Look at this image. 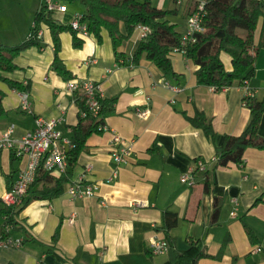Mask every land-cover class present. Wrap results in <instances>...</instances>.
<instances>
[{
	"label": "crops",
	"instance_id": "1",
	"mask_svg": "<svg viewBox=\"0 0 264 264\" xmlns=\"http://www.w3.org/2000/svg\"><path fill=\"white\" fill-rule=\"evenodd\" d=\"M41 1L0 0V44L15 45L26 39ZM77 1L70 2L65 11L54 12L55 16L69 24L76 13H86L88 2L79 9L75 6ZM152 1L162 8L178 7L170 20L177 23L179 31L185 30L187 15L181 0ZM102 35L101 42L92 33L78 36L84 42L75 47L72 32L63 31L60 54L75 75L72 79L98 81L104 96L116 99L115 109L104 117V123L133 139V151L128 161L120 165L118 177L109 181L113 167L111 133L92 134L77 163L69 169L75 178L91 163L93 170L88 178L99 182L97 194L72 199L65 190L53 198H33L16 215L22 229L6 223L5 215H0V264H161L168 259V251L151 256L147 251L157 240L165 239L166 209L179 216L178 225L170 231L179 249L187 247L185 237L192 235L202 239L209 253L218 254L227 239L219 257H204L198 264H264V250L256 249L257 245L264 249V149L248 147L243 163L214 169L213 159L224 135L241 133L251 118L241 83L220 89L199 84L194 65L182 52L169 54L182 78H169L150 59L142 57L138 63L131 62L140 40L137 29L116 49L106 30ZM54 55L51 31L46 26L41 45L21 51L15 59L18 68L7 74L30 83L32 112L21 108L19 90L0 81L5 91L0 137L12 127V136L18 138L36 127V116L52 118L61 114L65 118L58 128L70 137V127L79 119L78 106L67 80L51 68ZM221 58L230 70V55L222 52ZM166 81L182 89L174 90ZM249 86L257 97L264 96V47ZM140 107L151 108L150 116H138L136 110ZM197 107L210 119L217 133L215 141L187 119L186 114H194ZM259 134L264 137V114ZM154 142L162 154L149 150ZM195 158L206 160L207 168L214 169L209 192L205 190L206 169L195 173L193 185L181 180V175L195 166ZM25 163L26 156L15 158L12 149H0V207L5 205L1 196L8 190V175L16 169L14 182ZM137 201L144 205H136ZM217 203L222 206L214 221L212 213ZM244 222L254 230L258 244L250 241ZM58 226L59 235L54 242ZM16 239H21V243L16 244Z\"/></svg>",
	"mask_w": 264,
	"mask_h": 264
},
{
	"label": "trees",
	"instance_id": "2",
	"mask_svg": "<svg viewBox=\"0 0 264 264\" xmlns=\"http://www.w3.org/2000/svg\"><path fill=\"white\" fill-rule=\"evenodd\" d=\"M73 2L75 0H64ZM88 10L84 18L88 30L102 41V31L106 30L116 49L123 40L135 34L136 25L146 24L151 27V32L140 39L130 57L131 62L138 63L142 57L152 60L163 71L165 76L179 80L182 74L175 71L169 56L171 49L180 44L182 32L178 30L177 23L170 20L172 14H177L178 7H158L152 0H86ZM199 0H181L180 4L186 9L188 15L194 11ZM206 14L203 24L205 30L197 34L194 42L186 46V57L194 65V76L199 84L213 86L217 89L231 86L234 83H243L256 74V61L260 49L264 47V0H203ZM55 10L42 5L34 16V24L26 39L15 45L0 44V81L9 87L20 91L30 90V83L15 79L7 74L18 68L16 57L29 46H40L42 38L37 37V31L43 24L51 31L55 47V55L51 68L66 80L75 75L66 67L61 57L62 42L60 34L71 31L73 45L82 46L84 40L77 36L76 31L68 23H63L55 16ZM260 26V35L255 39L256 30ZM226 52L231 57V69L228 70L221 58V53ZM5 91L0 87V114L5 112L2 99ZM73 99L78 106L79 119L70 127V135L74 146L66 150L68 166L60 176H55L50 170L40 167L34 181L30 184L23 203L20 206L0 207V215H5L6 223L12 224L17 229H22L16 215L33 198H53L66 190V183L72 179V170L69 167L77 163L79 155L87 146L88 138L94 133H101L99 125L104 122V117L114 111L115 98H101L100 117L92 114L81 115L86 110V94L81 91L73 93ZM249 107L251 118L246 128L239 134H225L220 145L217 146V160L214 169L244 162V154L248 147L264 149V137L259 134V127L264 114V96L259 98L255 94L243 97ZM187 119L196 127L202 128L211 140L215 141L217 133L204 110L196 108L194 114H186ZM150 151L162 154L157 142L149 148ZM15 158L18 156L15 155ZM196 158L194 163L196 164ZM213 169V170H214ZM199 170L195 167L194 173ZM212 169L205 170V190L210 191ZM12 173L8 175V188L13 184ZM258 200L255 201V204ZM254 204V205H255ZM221 204L215 205L212 219L219 218ZM179 223L178 213L171 209L164 212L163 227L166 230L165 240L168 244V259L161 264H198L204 257H219L227 244L223 240L218 254L209 253L203 245L202 239L188 235L185 237L187 247L179 249L176 246V237L170 231ZM247 235L252 243L258 244L259 239L254 230L244 222ZM59 226L53 241L58 239ZM0 236H2L0 234ZM262 250L263 247H262ZM150 256L152 251H147Z\"/></svg>",
	"mask_w": 264,
	"mask_h": 264
},
{
	"label": "built area",
	"instance_id": "3",
	"mask_svg": "<svg viewBox=\"0 0 264 264\" xmlns=\"http://www.w3.org/2000/svg\"><path fill=\"white\" fill-rule=\"evenodd\" d=\"M42 5H45L50 10L57 9L65 11L67 9V5L62 3L60 0H42L41 6ZM204 6V1L199 0L194 11L187 17L186 28L182 32L180 44L174 46L170 53L182 52L186 54V46L190 42H194L197 38V34L205 30L203 21L206 10ZM83 18V13H76L69 21L71 27L76 31L77 36H85L91 33L88 30L87 22L83 20ZM46 26L47 25L45 24L41 26V28L37 31V37L42 38ZM136 29L139 32L140 39L146 37L151 32V27L146 24H138L136 25ZM165 83L168 87L174 90L179 91L182 89L180 85H173L168 81ZM241 85L244 88V96L255 94V89L249 86L248 79L243 80ZM67 87L68 90L73 93L75 91H81L86 94L88 107L86 110L81 111L82 116L90 113L97 118L100 117V100L105 97L100 82L89 78L84 80L69 79L67 80ZM19 94L21 96V108L27 112H32L31 102L29 101V92L20 91ZM136 113L140 117H148L151 114V108L140 107L137 108ZM64 118L63 114L52 118H45L38 115L36 116V127L27 131L18 138L12 136V127H9L3 132L0 137V149L4 147L10 148L15 155L18 156V158L26 156V163L24 167L19 170L18 176L12 186L1 196L5 205L20 206L23 203L28 188L34 181L36 173L40 167L50 170L55 176H60L66 171L68 166L66 150L68 147L74 146V144L71 141V138L65 136L61 129L58 128L59 124L64 121ZM99 129L102 132L108 131L111 133L110 153L113 167L111 176L108 180L112 181L118 177L120 165L128 161L127 157L133 151V139H128L122 136L104 122L99 125ZM216 160L217 156L213 159V161ZM195 167H198L199 170H205L207 167V161L202 158H198L195 166L190 167L188 171L181 175V180L183 182L189 185H193L195 183ZM92 170L93 165L91 163H87L75 178H72L66 183V191L72 199H78L84 196H94L97 194L99 190V182L88 178V174ZM136 205L143 206L144 203L137 201ZM73 218L74 214L71 217V220H73ZM15 243L20 244L21 239H16ZM256 249L261 252L262 246L257 245ZM151 251L154 254L167 252V241L165 239L157 240L153 244Z\"/></svg>",
	"mask_w": 264,
	"mask_h": 264
},
{
	"label": "rangeland",
	"instance_id": "4",
	"mask_svg": "<svg viewBox=\"0 0 264 264\" xmlns=\"http://www.w3.org/2000/svg\"><path fill=\"white\" fill-rule=\"evenodd\" d=\"M63 3H65V4L67 5V7L69 6L68 4H70V2H66V1H63ZM86 3H87L86 0H78V1L76 2V5H75V6H77L79 9H83L84 6H86ZM171 5H173V3H172ZM173 6H174V5H173ZM67 11H68V10H67ZM55 12L58 13V10L56 9ZM257 29H259V31H258V35H259V32H260V26H258ZM223 56H224V57H227L228 55L223 54ZM228 57H229V56H228Z\"/></svg>",
	"mask_w": 264,
	"mask_h": 264
}]
</instances>
